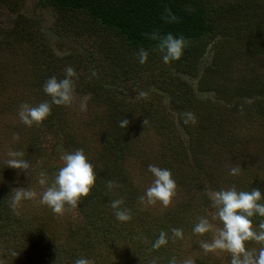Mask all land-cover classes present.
<instances>
[{
    "label": "rangeland",
    "instance_id": "rangeland-1",
    "mask_svg": "<svg viewBox=\"0 0 264 264\" xmlns=\"http://www.w3.org/2000/svg\"><path fill=\"white\" fill-rule=\"evenodd\" d=\"M40 1L0 0V175L5 178L7 186L10 185L9 197L16 188L41 193L43 187L38 183L40 173L46 174L50 184L63 166L60 157L64 153L83 149L88 162L93 165L92 159L104 153L103 147L101 149V133L107 127L112 129L108 121L127 119L135 124H129L127 129L129 150L119 164L125 175L113 179L121 187L111 191V201L123 198L124 204L121 207L131 210L132 219L128 222L118 221L110 207L111 201L105 204L103 200L93 202L92 206L88 205L84 209L83 202H80L77 208L57 216L47 206L38 203L39 197L22 201L18 216L33 223L35 230H48L57 235L58 240L50 233L53 244L65 241L66 245L74 244L68 235L69 230H79L77 234L86 229L101 231L100 225L108 223V229L117 230L119 235L112 233L106 239L94 236L92 240L95 247L106 241L114 243L106 248L107 262L116 259L121 253H124V257L127 256L124 258L126 260H129L130 255L135 256V251H131L130 240L122 236V230H157L161 222L164 227L159 230H183V238L178 239L180 253L177 264L188 259L194 261V264H230L231 257L227 252L217 251L206 255L200 248L202 240L211 241L212 232L199 236L193 233V228L200 216L207 217L216 228L222 227V222L213 219L216 209L212 207L207 195L209 190H227L235 185L237 191L259 189L264 196V117L255 113V104L251 98L244 100L231 93L240 84L257 86L264 83V0H247L251 8L254 6L255 15L246 22V29L242 28L235 35L230 31L225 37H216L213 45V39L207 40L209 44L198 56L195 74L175 72V66L189 60L186 49L178 61L168 64L164 63L162 53L154 51L146 65L140 64L137 58L130 57L125 63L128 67H122L121 63L115 66L111 64L110 51L115 52L118 60L123 52L137 56L136 52L129 46L121 45L122 42L109 32L88 35L79 25L81 16L65 14L59 19L52 8ZM235 1L246 2L213 0L216 4L225 3L224 5ZM256 20L262 23L260 29L256 28ZM110 45L113 47L108 48ZM49 52L52 56L46 59ZM214 54L222 59L219 65L225 64L224 69H220L222 73H215V77H212L225 92L223 97L198 88L203 71L210 67ZM69 66L77 73V77L72 78L75 92L71 105H53L51 114L40 126H25L18 116L20 105L26 102L37 106L43 101L50 102L51 98L43 91L45 82L53 76L58 80L65 78V70ZM94 70L97 75L91 76ZM95 84H98L96 93L93 92ZM186 89L191 94V103L194 105L191 110H196L202 104L215 108L212 112L215 117L211 118L219 117L224 120L222 129L230 142L225 140L226 145L218 152V147L211 142L200 145L199 148L204 152L197 156L207 174L198 176L196 186L190 177L195 166L193 159L186 157V154L195 150L194 142L191 141V147L183 155L184 159L179 155L182 151L179 152L177 142L188 143L190 140H185L183 131L174 128L172 131L157 132L151 129L149 122L144 126L140 120L145 119L144 111L148 121L150 118L161 117L171 121L177 117L184 120V112L167 109L170 106L174 108L173 103L179 106L177 97L182 91L186 92ZM140 91L147 92V99L137 98ZM122 103L129 109L128 113L119 107L118 104ZM235 109L237 110L232 112ZM196 128V125L189 127L192 139L201 134L195 132ZM14 134H18V141L13 140ZM211 145L215 148H211ZM210 148L215 153L206 154ZM10 150L24 153L23 158L31 164L28 174L6 166ZM106 165L109 168L112 166ZM149 165L170 170L176 181L177 194L167 209L159 203L147 207L139 203V197L145 194L154 180L148 171ZM232 166H241L239 175L229 174ZM177 169L184 173L180 175L181 172ZM185 172L188 173L185 175ZM9 212L12 216L15 215L8 206ZM89 218L94 227L90 224V228H87L86 221L90 222ZM261 219L257 222L253 219V224L258 226ZM5 228L6 222L1 220L0 230ZM9 228L10 225L8 230ZM94 233L96 234L91 231L90 237ZM171 238L172 232L167 231V239ZM1 239L0 260H4L5 264H15L11 261L13 245L0 236ZM97 248L105 247L101 244ZM171 250L172 255L177 251Z\"/></svg>",
    "mask_w": 264,
    "mask_h": 264
},
{
    "label": "trees",
    "instance_id": "trees-1",
    "mask_svg": "<svg viewBox=\"0 0 264 264\" xmlns=\"http://www.w3.org/2000/svg\"><path fill=\"white\" fill-rule=\"evenodd\" d=\"M52 8L62 19L65 14L79 15L81 25L88 35H102L101 33L109 32L113 34L117 40H119L124 47H131L136 53L140 48H144L149 52L148 59L150 58L152 52L158 51L156 45L158 41H153L148 38L146 34L151 33L153 30H158L160 34L167 35L172 33L176 37L183 36L186 40V47L189 55V60H186L184 64L175 66V72L183 71L185 74H195L196 72V62L200 53H202L203 48L209 44L207 40L213 39L219 36H227V33L233 31L232 34L240 33L242 28L246 29V22L251 19L252 15H255L254 6L251 8L250 4L247 2H226L217 3L213 0H41L40 3H44ZM246 5L248 8H246ZM254 8V9H253ZM257 8L259 6L257 5ZM165 9H170L171 13L175 15L178 20L174 23H166L163 17L166 15ZM259 16V10H258ZM261 18V17H260ZM257 18V19H260ZM257 22V20H256ZM244 25V26H242ZM256 28L260 29L262 23L257 22ZM248 27V26H247ZM235 35V34H234ZM109 45V44H106ZM41 46H43L41 44ZM109 46L108 48H112ZM114 51H110L112 56L111 64L118 65L121 63L122 67H128V58H137V56L124 54L120 55L119 60L115 57ZM51 55V52L47 53L46 59ZM221 58L214 54L212 57V63L210 67H206L203 71V75L200 78V84L198 88L205 92H214L217 95L225 96V92L221 90L218 86V82L214 81L215 73H222L220 69H224V65H219L221 63ZM125 61V62H124ZM145 65L147 64L144 63ZM143 64V65H144ZM182 72V73H183ZM213 77V78H212ZM44 80V79H43ZM98 84L94 85L93 92L96 93V88ZM188 91L187 89L185 90ZM92 92V93H93ZM182 91L177 97L179 106L174 105V108L170 106L167 110L176 112H187L194 105L191 103V94ZM231 92V91H229ZM233 95L240 97V99L246 100V98H251L253 101L254 111L259 116L264 117V83L258 84L257 86L249 85L247 83L240 84L235 92H231ZM40 95V94H39ZM94 95V94H93ZM96 96V95H94ZM112 102V101H111ZM117 103V102H116ZM115 103L113 102V105ZM120 108L125 109V113L129 112L125 104H118ZM53 106V105H52ZM54 107H58L54 105ZM196 107V106H195ZM215 108H211L204 104L200 105L196 110H191L197 116L196 131L201 132L195 139L191 138V133H189V127L192 124L185 125L184 120L177 117L174 121L166 119V117L161 118H150L149 125L151 129L157 132L172 131L174 128H178L183 131V135L186 136L185 140L177 142V147L182 151L179 153L181 157L184 158L186 150H189L190 143L193 141V146L195 150L186 154V157L193 159L194 170L192 172L191 182L198 185V176L201 174H207L204 167L201 164L200 158L198 159L197 154H201L204 150L200 145L202 143L211 142L215 147L217 146L218 151L222 150L224 147V141L229 142V138L224 134L222 129V119L212 115ZM167 110L165 112L169 113ZM237 109L232 110L235 112ZM147 111V110H146ZM158 113L160 111L158 110ZM148 114V112H147ZM143 117L146 119V112H143ZM180 118V119H178ZM222 118V117H221ZM145 119H140L144 121ZM118 119L109 120L108 124L112 127L110 129L107 127L101 133V149L103 147L104 153L97 158H93V166L96 182L95 187L92 188L88 197L83 198V209L85 207L92 206L93 202L102 201L108 204L111 201L112 195L107 187L106 183L109 180H113L117 177H124L122 168H119V164L125 159L128 148V133L127 129L129 124L132 126L135 124L133 121H129L127 128H121L119 126ZM143 124V122H142ZM194 132V133H195ZM175 135V134H172ZM198 139V140H196ZM214 142V143H213ZM227 143V144H228ZM219 145V146H218ZM66 146V145H65ZM212 146V145H211ZM211 147V148H215ZM207 150L206 154L215 153L213 149ZM102 151V150H101ZM204 155V153H203ZM202 155V156H203ZM185 159V158H184ZM99 162V164H98ZM98 164V166H97ZM112 165L109 168V165ZM106 165V166H104ZM103 168H98V167ZM116 166V167H115ZM181 166V165H180ZM182 167V166H181ZM183 168V167H182ZM180 175L183 170L177 169ZM173 172H176L173 171ZM188 172H185V175ZM10 185L7 186L5 178L0 175V224L1 220L6 222L5 230H0V236L8 239L10 245H13L12 250L18 255L12 257V263L15 264H74V261L78 258H86L94 261V264H152L153 259H156V264H169V261L174 257L176 260L179 257L180 251H178L179 240L171 238L165 246H162L159 250H153L152 244L159 237L161 231L167 233L171 230H159L163 228L162 223L158 225L157 230H133L131 232L121 231L130 240L131 251H135V256L131 257L129 260L124 258V253H121L116 257V259L107 262V250L106 248L111 247L113 242L106 241L105 243H100L105 248L98 249L92 243L95 237L100 236L102 239H106L107 235H119L117 230H109L107 224L103 226L100 225L99 230H81L80 234H77L79 230L70 231L69 237L74 241V244L66 245L65 243L53 244L51 235L48 230H35L33 223L28 222V220H22L18 215H11L8 213V203L10 196ZM129 197V194H128ZM263 202V201H262ZM132 217V216H131ZM14 218V219H13ZM90 219V218H89ZM256 222L261 219L258 215L253 217ZM263 219V218H262ZM88 226L94 227V223L86 221ZM10 228L8 230V226ZM3 226V225H2ZM12 227L15 230H10ZM96 227V226H95ZM88 230V231H87ZM109 230V231H108ZM94 233L90 237V232ZM43 234V235H42ZM52 234V233H51ZM98 234V235H97ZM97 235V236H96ZM57 240L59 237L52 234ZM79 236V237H77ZM77 237V238H76ZM113 237V236H112ZM0 241H3L1 239ZM116 244V243H115ZM110 245V246H109ZM168 245H171V247ZM173 245V247H172ZM254 242L248 244V248H258ZM177 250L174 255H172V250ZM126 254V253H125ZM8 256V255H7ZM51 258V259H50ZM135 260V261H134ZM199 260V259H198ZM200 264V262H198ZM201 264H204L202 262Z\"/></svg>",
    "mask_w": 264,
    "mask_h": 264
},
{
    "label": "clouds",
    "instance_id": "clouds-1",
    "mask_svg": "<svg viewBox=\"0 0 264 264\" xmlns=\"http://www.w3.org/2000/svg\"><path fill=\"white\" fill-rule=\"evenodd\" d=\"M166 15L163 17L166 23L177 22L178 18L171 13L170 9H165ZM150 40L158 41L156 49L162 53L164 63L178 61L186 47V40L183 36L176 37L172 33L161 35L158 30H153L146 34ZM140 64L148 60L149 52L140 48L136 53ZM94 70L91 76H96ZM73 77H77L76 71L72 67L65 70V78L58 80L55 76L49 78L43 87V91L51 98L49 101H43L37 106L22 103L19 107L18 116L20 121L27 127L40 126L48 118L52 111V105L69 106L71 105L75 85ZM147 92L140 91L137 98L147 99ZM184 124L195 125L197 118L194 113L187 111L183 114ZM129 121L121 119L119 126L127 128ZM144 126L148 124V119L143 121ZM143 134V133H142ZM14 141L19 140L18 134H14ZM9 159L6 166L22 170L28 174L31 164L24 159V153L21 151L8 152ZM63 166L59 168L52 182L49 184L44 172L40 173L39 185L43 187L41 193L26 188H16L12 191L9 207L15 215H19V207L22 201L35 200L38 203L47 206L53 214L62 216L67 212L77 208L83 198L89 196L93 187H95L96 175L93 165L88 159L83 149H77L71 153H64L60 157ZM148 171L153 175L154 180L147 188L144 195L139 197L141 205L155 206L158 203L167 209L177 194V184L172 173L168 169H162L155 165H149ZM241 166L230 167L229 174L237 176L240 174ZM107 189L111 192L121 187L116 181L109 180L106 183ZM207 195L216 209V215L213 219L222 222V227L216 228L207 217L200 216L198 223L193 228V233L203 236L209 232L213 233L211 241L200 242V248L207 255L214 252H227L230 257V264H264V219L259 221L258 226L253 224V217L264 218V196L259 189L250 191H237L235 185L230 189L219 191L209 190ZM123 198L111 201L110 207L114 210L115 218L120 222H128L132 219L131 210L122 208ZM172 237L175 239L183 238V230L172 228ZM254 242L258 248H248V244ZM168 243L167 233L161 231L159 237L152 244L153 250H159ZM16 257L18 253L12 252ZM0 264H5L0 260ZM74 264H94V261L86 258H78ZM152 264H156L154 258ZM169 264H177L173 257ZM182 264H194L191 259L185 260Z\"/></svg>",
    "mask_w": 264,
    "mask_h": 264
}]
</instances>
